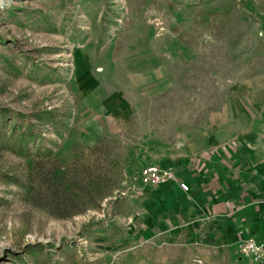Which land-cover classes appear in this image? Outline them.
<instances>
[{"label": "rangeland", "instance_id": "obj_1", "mask_svg": "<svg viewBox=\"0 0 264 264\" xmlns=\"http://www.w3.org/2000/svg\"><path fill=\"white\" fill-rule=\"evenodd\" d=\"M249 101L264 0H0V264H255L244 238L114 223L144 168Z\"/></svg>", "mask_w": 264, "mask_h": 264}, {"label": "crops", "instance_id": "obj_2", "mask_svg": "<svg viewBox=\"0 0 264 264\" xmlns=\"http://www.w3.org/2000/svg\"><path fill=\"white\" fill-rule=\"evenodd\" d=\"M198 145L186 142L157 165L172 169L175 181L140 189L138 211L114 223L143 239L264 241V107L237 102L213 115Z\"/></svg>", "mask_w": 264, "mask_h": 264}, {"label": "built area", "instance_id": "obj_3", "mask_svg": "<svg viewBox=\"0 0 264 264\" xmlns=\"http://www.w3.org/2000/svg\"><path fill=\"white\" fill-rule=\"evenodd\" d=\"M175 173L172 169H163L157 165H151L144 168L141 172V180L145 186L158 187L162 184L175 181ZM180 188L188 192L189 186L186 183L179 182ZM238 250L243 257H247L255 264L264 263V241L256 239H246L238 244Z\"/></svg>", "mask_w": 264, "mask_h": 264}]
</instances>
